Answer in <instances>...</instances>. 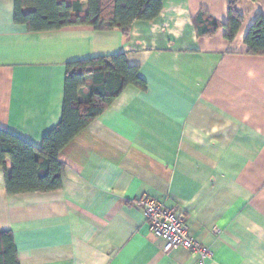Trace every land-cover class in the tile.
<instances>
[{
    "label": "crops",
    "instance_id": "0c3cea01",
    "mask_svg": "<svg viewBox=\"0 0 264 264\" xmlns=\"http://www.w3.org/2000/svg\"><path fill=\"white\" fill-rule=\"evenodd\" d=\"M242 25L198 37L200 11L227 21V0H163L129 36L88 25L30 32L0 0V129L40 148L61 118L67 62L124 52L146 82L127 86L59 153L61 188L8 194L0 166V231L19 264H198L161 250L141 196L158 200L209 247L205 264H264V55L248 28L264 0H236Z\"/></svg>",
    "mask_w": 264,
    "mask_h": 264
},
{
    "label": "trees",
    "instance_id": "16d2710c",
    "mask_svg": "<svg viewBox=\"0 0 264 264\" xmlns=\"http://www.w3.org/2000/svg\"><path fill=\"white\" fill-rule=\"evenodd\" d=\"M254 1V0H252ZM13 21L30 32L88 25L97 31L118 29L126 37L136 21L155 19L163 0H13ZM227 0V21L221 23L200 11L193 19L198 37L214 35L220 28L232 40L243 16ZM244 44L249 54L264 55V18L248 28ZM61 118L42 140L40 148L0 129V166L11 162L4 179L8 194L50 192L61 188L63 165L59 153L80 131L103 113L131 85L142 91L146 82L138 67L128 64L124 52L72 60L65 65ZM0 264H19L13 234L0 231Z\"/></svg>",
    "mask_w": 264,
    "mask_h": 264
},
{
    "label": "built area",
    "instance_id": "2783aa9c",
    "mask_svg": "<svg viewBox=\"0 0 264 264\" xmlns=\"http://www.w3.org/2000/svg\"><path fill=\"white\" fill-rule=\"evenodd\" d=\"M134 204L142 210L152 235L161 240L163 252L177 248L189 250L197 255L198 264H205L212 257L211 249L196 241L186 222L172 208L148 196L139 197Z\"/></svg>",
    "mask_w": 264,
    "mask_h": 264
}]
</instances>
